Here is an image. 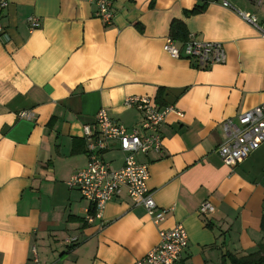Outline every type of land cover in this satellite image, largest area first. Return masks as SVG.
Segmentation results:
<instances>
[{"label": "crops", "instance_id": "0c3cea01", "mask_svg": "<svg viewBox=\"0 0 264 264\" xmlns=\"http://www.w3.org/2000/svg\"><path fill=\"white\" fill-rule=\"evenodd\" d=\"M227 1L264 29V1ZM2 2L0 264H33V248L39 264H134L160 230L178 224L188 239L178 264H242L248 256L257 258L248 264H264V143L233 167L217 154L221 123L264 101L260 32L222 0H114L109 25L88 0ZM30 16L40 21L32 31ZM173 21L186 38L219 42L224 63L201 69L167 55ZM126 97L174 109L160 126L161 150L138 156L157 207L170 211L155 225L122 190L106 203L100 230L99 221H85L89 205L67 183L87 164L83 128L98 109L138 126ZM101 157L117 170L124 154L111 143ZM204 201L214 208L207 216L198 213Z\"/></svg>", "mask_w": 264, "mask_h": 264}, {"label": "built area", "instance_id": "2783aa9c", "mask_svg": "<svg viewBox=\"0 0 264 264\" xmlns=\"http://www.w3.org/2000/svg\"><path fill=\"white\" fill-rule=\"evenodd\" d=\"M114 0H88L95 8V17L103 24L109 25L113 20L112 4ZM255 6H260L264 0H250ZM222 5L231 9L241 20L250 25L264 37V29L257 18L248 12L232 7L227 0ZM6 5L1 3V7ZM29 31L40 27V21L35 16L26 20ZM0 38L8 40L5 28L0 23ZM162 50L171 58L190 60L201 69L225 61V52L219 42L199 41L188 36L180 45L171 37L164 40ZM123 105L133 108L141 115L138 126L126 128L114 121L105 108H100L94 115L92 125L83 128V139L86 146L87 164L76 171L68 181L71 189L79 192L81 198L88 205L85 217L87 223L99 221V229L103 228L102 214L107 202L117 197L122 190L132 200L134 206L145 209L152 223L158 225L163 222L169 209L158 208L153 192L147 187L149 180L148 163L140 162L138 156H147L150 152H159L162 148L160 126L168 112H174L171 107H160L153 98L126 97ZM178 116L181 113L175 111ZM20 118L31 120V112H21ZM222 142L217 147V154L226 166L233 167L246 159L250 153L257 150L264 143V101L262 104L244 111L238 116L225 119L221 123ZM111 143H116L124 154L121 168L112 170L105 162L101 153L108 150ZM214 210L212 204L204 201L198 207L201 216H207ZM158 244L134 264H178L181 254L188 245V239L183 227L178 224L168 230H160ZM68 246L76 245L73 238L66 239ZM31 261L39 264L37 254L32 249Z\"/></svg>", "mask_w": 264, "mask_h": 264}, {"label": "trees", "instance_id": "16d2710c", "mask_svg": "<svg viewBox=\"0 0 264 264\" xmlns=\"http://www.w3.org/2000/svg\"><path fill=\"white\" fill-rule=\"evenodd\" d=\"M195 12V11H194ZM186 31L183 24L180 21H173L170 25V37L174 41L184 42L186 40ZM262 229H264V216L261 221ZM256 257L248 256L245 258L246 261H243L242 264H248L250 262H256Z\"/></svg>", "mask_w": 264, "mask_h": 264}]
</instances>
